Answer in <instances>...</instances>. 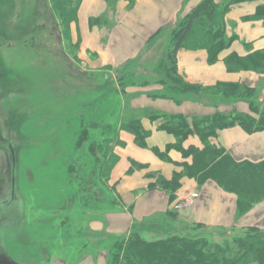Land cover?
<instances>
[{
  "label": "rangeland",
  "instance_id": "obj_1",
  "mask_svg": "<svg viewBox=\"0 0 264 264\" xmlns=\"http://www.w3.org/2000/svg\"><path fill=\"white\" fill-rule=\"evenodd\" d=\"M42 9L40 0H0V264H36L33 260L49 264L52 255L66 254L71 261L80 256L89 263L112 264L118 238L91 231V224L103 222L102 215L116 204L113 184H109L112 149L121 144L119 132H129L122 128L127 118L141 121L144 112L133 109H145L134 108L132 99L141 96V105L142 89L159 85L156 96L205 106L215 102L217 109L226 108L222 113L247 109V104L210 98L193 88L189 94L174 89L166 76L171 63L161 55L163 44L168 51L181 18L152 54L153 60L143 61L156 62L154 75L160 81L151 82L141 68L126 70L123 76L109 67L91 68L80 56L75 37L70 36V44L63 42L50 27V14ZM93 56L89 54L88 59ZM177 74L181 76L178 68ZM262 100L254 91L251 101L258 110ZM153 115L154 120L167 122V116ZM258 183L261 202L264 182ZM242 188L228 186L233 191ZM253 207L236 211L237 217ZM177 219L173 226L165 222L158 231L144 232V237L154 241L204 236L226 245V252L218 257L229 264H260L254 249L248 252L246 248L254 243L246 230L257 226H195L178 213Z\"/></svg>",
  "mask_w": 264,
  "mask_h": 264
},
{
  "label": "crops",
  "instance_id": "obj_2",
  "mask_svg": "<svg viewBox=\"0 0 264 264\" xmlns=\"http://www.w3.org/2000/svg\"><path fill=\"white\" fill-rule=\"evenodd\" d=\"M215 1L223 3L227 0ZM201 2L203 0H133V5L129 7L125 0H81L76 22L70 27L71 35L79 43L83 61H88L91 68L109 67L119 76H123L126 70L141 68L143 77L154 82L159 80L154 75L156 62L148 60L146 64L149 68L143 61L148 57L153 60L152 54L160 48L169 29ZM260 3L239 1L230 6L225 16L224 31L227 37L234 36L235 39L227 50L219 54L218 61L209 62L207 53L203 50L189 51L181 48L178 51V72L187 83L205 87L218 83H239L252 88L259 99L264 96V74L229 71L223 62L232 52L244 57L248 53L264 50V23L250 18ZM162 46L161 57L165 60L166 43ZM89 54L94 55L93 60L88 59ZM160 88L159 85H153L142 89L144 101L141 105L138 103L141 96L132 99L137 105L134 108H145L133 110L144 112L139 123L148 133L145 138L146 147L137 146L130 132H119L118 139L121 144L112 149L117 160L109 173V184H113L116 204L111 211L102 215L103 222L91 224V231L109 238L120 237L130 231L135 221L169 210H176L180 218L188 224L220 227L257 226L264 229V199L249 213L238 218L236 195L221 189L212 180L199 187L193 179L183 177L172 201L166 191L156 185L157 176L164 181H170L173 174L181 170L177 164L190 163L191 158L184 159L182 153L173 146V135L163 130L161 126L164 122L154 120L153 114L183 115L189 119L190 125L194 117L209 116L226 109L221 106L217 109L215 102L205 106L196 101L156 96ZM236 110L247 112L244 107ZM211 142L221 146L235 163H264V130L247 133L240 127L233 126L219 130ZM190 146L201 148L197 135L190 134L183 143L184 149ZM132 162L138 167L130 172ZM192 193L198 195L194 203L183 204L182 201ZM32 257L35 259V255ZM33 263L38 264L36 260H33ZM49 264L93 262L89 263L87 257L80 256L71 261L70 255L66 254L52 255ZM96 264L103 263L97 261Z\"/></svg>",
  "mask_w": 264,
  "mask_h": 264
},
{
  "label": "trees",
  "instance_id": "obj_3",
  "mask_svg": "<svg viewBox=\"0 0 264 264\" xmlns=\"http://www.w3.org/2000/svg\"><path fill=\"white\" fill-rule=\"evenodd\" d=\"M40 1L44 6L42 10H47L46 15L50 14L52 18L50 27L55 30L57 35L59 34L60 38L62 37L63 42L70 44V27L71 24L76 22L81 0ZM125 1L129 7L133 5V0ZM239 1L261 2L250 18L264 23V0H227L223 3H217L215 0H203L180 19L177 29L171 38L167 51V58L171 63V68H167L166 76L174 89L177 88L175 89L176 91L181 94H189V91L193 88L210 98L220 97L224 100L245 102L247 104V112H239L236 109L228 113L217 111L213 115L193 120L190 125L184 120L185 117L183 115L164 117L167 118V122H164L161 127L175 138L173 146L182 153L185 160L191 158L190 163L177 164L181 170L175 172L170 181H164L160 176H157L156 185L166 191L170 201L174 200L175 192L180 187L181 179L188 177L193 179L199 187L207 180L212 179L219 186L225 188L224 190L237 193V211L239 212L248 211L259 202L261 195L258 192L260 188L258 182L260 180L264 182V163L256 165L235 163L225 153L224 149L219 145L213 144L211 139L215 137L219 130L233 126H238L247 133L264 130V103L259 110L254 106L251 101L254 90L247 85L239 83H218L210 87L192 85L177 74L176 56L181 48L190 51L205 50L208 61L213 63L219 60V54L222 51L227 50L231 46L235 37L229 38L225 35V16L230 6ZM223 62L229 71H250L264 74V50L248 53L244 57L232 52L223 59ZM262 98L264 102V96ZM252 114L258 117L254 118ZM160 116L163 115L161 114ZM127 121L122 128L133 135L137 146L146 147L145 138L148 133L143 130L139 120L130 119L129 117ZM190 134L197 135L201 148L194 146L183 148V143ZM113 158L114 161L111 168L117 160L116 157ZM137 167L132 162L129 171L132 172ZM246 170L251 172L245 174ZM232 185H241V188L243 187L242 191L228 190V186ZM176 219L177 212L169 210L141 221H135L127 234L117 237L115 251L112 255V264H229L225 258L218 257L219 254L226 252V245L210 241L204 236H172L154 241H148L144 237V232L158 231L165 222L172 226L175 225L173 220L180 221V219ZM194 225L196 226L197 224ZM246 235L250 236L254 241V243L246 246L248 252L254 249L258 262L264 264V229L257 227L248 228Z\"/></svg>",
  "mask_w": 264,
  "mask_h": 264
},
{
  "label": "built area",
  "instance_id": "obj_4",
  "mask_svg": "<svg viewBox=\"0 0 264 264\" xmlns=\"http://www.w3.org/2000/svg\"><path fill=\"white\" fill-rule=\"evenodd\" d=\"M198 195L196 193H193L190 195V197L184 199L185 205H192L194 201L197 199Z\"/></svg>",
  "mask_w": 264,
  "mask_h": 264
}]
</instances>
